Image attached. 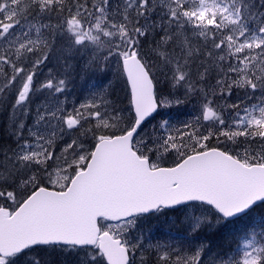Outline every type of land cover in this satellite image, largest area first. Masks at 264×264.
<instances>
[{
  "label": "snow or ice",
  "instance_id": "1",
  "mask_svg": "<svg viewBox=\"0 0 264 264\" xmlns=\"http://www.w3.org/2000/svg\"><path fill=\"white\" fill-rule=\"evenodd\" d=\"M84 54L123 99L69 104ZM0 112V264H264V0H0Z\"/></svg>",
  "mask_w": 264,
  "mask_h": 264
},
{
  "label": "rangeland",
  "instance_id": "2",
  "mask_svg": "<svg viewBox=\"0 0 264 264\" xmlns=\"http://www.w3.org/2000/svg\"><path fill=\"white\" fill-rule=\"evenodd\" d=\"M88 59V54H84L82 57L77 56L70 61V63L74 65V70L71 71L69 92L66 93L69 104L80 102L85 99L91 91L99 90L103 87H109L110 92L116 91L115 95L111 94V98L123 99L124 87L121 79V69L117 61L115 59L109 61L107 66L103 67V70H101L100 66L85 67V62ZM62 65L63 61L58 62L56 60H52L46 67H41L38 73V78L42 79L44 76H46L48 74L49 68H51L54 72L62 71ZM77 67L79 70H77ZM124 103H127L126 99L124 100ZM170 111L175 114L173 120L174 123L191 119L195 114L194 108L191 104L189 105L188 109H183L182 113L176 112L178 111L176 108ZM185 112L186 114H184ZM157 120H159V117ZM166 212H169V215L166 213V215L160 216L159 219L155 217H149L144 220V234L146 238H152L153 242H163L167 240L169 243H175L180 237H182L180 236L181 232L179 231L180 224L174 220L176 218L177 212L172 210H166ZM177 215L180 216V220H183L182 214L177 213ZM69 260L71 261V258H69Z\"/></svg>",
  "mask_w": 264,
  "mask_h": 264
},
{
  "label": "trees",
  "instance_id": "3",
  "mask_svg": "<svg viewBox=\"0 0 264 264\" xmlns=\"http://www.w3.org/2000/svg\"><path fill=\"white\" fill-rule=\"evenodd\" d=\"M77 70H79V68L77 67ZM122 79V84H123V87H124V78L121 77ZM120 85V84H119ZM124 89V88H123ZM113 90V89H112ZM111 90V91H112ZM112 95H115L116 94V91H113L111 92ZM190 105V104H189ZM189 105H184V106H180L178 108H176L178 111L176 112H179V113H182V110L183 109H188ZM186 114V112L184 113ZM183 114V115H184ZM181 116V115H179ZM6 123H7V113L6 112H0V130H1V139L0 141H7V135H6V132H7V129H6ZM167 215H169L168 213L169 212H166ZM178 222V224H180L179 226V231L181 232L180 236H183L185 235V225L183 223V220H180V216L177 215L176 213V218L174 219ZM176 228V227H175ZM41 256L43 259L45 260H48V259H63V258H56V257H49L47 254L45 253H41Z\"/></svg>",
  "mask_w": 264,
  "mask_h": 264
}]
</instances>
